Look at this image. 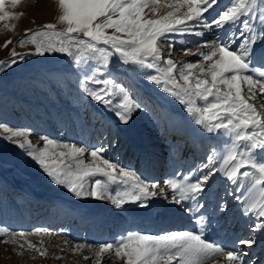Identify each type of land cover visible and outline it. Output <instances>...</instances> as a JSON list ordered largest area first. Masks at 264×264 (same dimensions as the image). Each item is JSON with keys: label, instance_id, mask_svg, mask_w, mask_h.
Instances as JSON below:
<instances>
[{"label": "snow or ice", "instance_id": "snow-or-ice-1", "mask_svg": "<svg viewBox=\"0 0 264 264\" xmlns=\"http://www.w3.org/2000/svg\"><path fill=\"white\" fill-rule=\"evenodd\" d=\"M9 3L11 8H15L21 0H0V21L18 19L22 15L9 11ZM218 3L219 0H168L166 4L163 0H57L60 11L57 23L27 30L28 42L36 45L38 55L49 52L73 55V49H76L77 64L90 55L97 56L105 70L114 55L124 64L155 69L156 74L149 75L147 79L185 105L187 112L196 117L197 124L207 132L224 129L234 136L236 142H246L243 151L239 150L237 143L233 144L223 158V170L233 183L241 176L251 178V190L257 195L250 210L264 218V111L253 102L258 93L264 94V0H229V5L215 17L205 16ZM162 6L170 10L159 15ZM182 9L186 11L181 13ZM257 20L258 24L255 23ZM189 22L202 25L204 31L195 32L197 36H203L205 31L213 28L223 30L226 25L229 29L224 40L218 44H206L207 52L198 50L195 53L203 62H186L178 66L170 54L164 57L158 42L167 40L170 33L189 31ZM58 24L65 27L58 29ZM236 24L240 27L232 32L231 26ZM5 27L14 29L15 25ZM25 42L24 39L19 41L21 45ZM17 56L13 49L11 60L0 61V72L15 64ZM103 76L101 68L86 75L82 81L83 91L109 107L113 104V97H119L115 114L121 122L127 123L140 104L128 90L116 87L113 79L101 78ZM89 82L100 87L91 90ZM0 128L10 133L9 140L25 137L23 142L16 141L19 147L28 149L26 154L55 184L65 185L76 196L110 199L120 207L129 201L140 202L157 195L153 190L157 184L146 183L134 172L106 158L103 147L92 149V159L86 162L83 157L88 150L75 144L44 138L42 147L34 146L25 131H13L4 124H0ZM50 147L60 150L51 151ZM256 150L260 152L259 159L255 158ZM207 160V164L197 169L199 176L192 173L182 180L166 181L173 190L174 203L195 202L201 196L218 171L212 167L214 157L209 155ZM204 168L209 170L203 172ZM241 169L251 171L241 172ZM91 177L97 178L88 184ZM115 182L129 187L112 196L109 186ZM257 227L264 228V223ZM0 234L9 235L12 243H16L19 237L24 240L21 248L27 246L40 255H46V249L42 250L28 239L30 234L9 233L4 227H0ZM44 234L43 229L31 233L37 236ZM241 243L250 245L253 241ZM84 247L83 244L77 245L76 250ZM112 252L125 264H207L217 256L224 258L223 264H243L241 254L209 242L203 231H170L163 235L133 231L116 243L100 245L96 256Z\"/></svg>", "mask_w": 264, "mask_h": 264}, {"label": "rangeland", "instance_id": "rangeland-1", "mask_svg": "<svg viewBox=\"0 0 264 264\" xmlns=\"http://www.w3.org/2000/svg\"><path fill=\"white\" fill-rule=\"evenodd\" d=\"M163 2L166 4L168 0ZM228 5L229 0H219L214 10H210L205 16L211 19ZM7 7L9 11L14 13L19 11L23 15L12 24L15 25L14 29L5 27L11 19L0 21V61L11 60L13 49L18 54L17 62L0 72V124L6 125L13 131H25L27 138L34 146L42 147L44 138L58 143L75 144L88 150L83 157L86 162L92 159L90 156L92 149L103 147L106 150L104 154L106 158L132 171L136 158L128 164L123 163L122 160L130 148L129 134L133 133L137 137L149 136V141L162 143V140L166 138L172 143L177 141L179 147L183 145L185 148L179 155V150L177 148L174 150L179 160L181 159L178 163L180 166L185 163L183 157H189L192 149L190 146L186 149L188 138L167 133L168 128L173 127L175 121L179 124L180 122L182 124L186 122V125L191 124L192 131L205 137L209 141L208 146L204 148L208 150V154L216 152L220 144H224L227 152L234 143L239 145V150H244L246 142H236L234 136L224 129L207 132L202 125L195 122L196 117L187 112L185 105L170 93L165 92L160 85L148 80L149 75L156 74L155 69L124 64L117 55L111 58L106 70L102 68V62L97 56L90 55L77 64L76 49H73V55L59 52L36 54V45L28 42L30 37L27 36V30L40 29L47 23H57L60 14L57 0H21L17 7L11 8L10 3ZM29 9L32 12L25 14V11ZM169 10L166 6H162L159 15H164ZM183 11L186 9H182L181 13ZM255 23L258 24L259 21ZM57 27L63 29L65 25L58 24ZM188 27L189 31L170 33L167 40L158 42L164 57L167 58L170 54L178 66L186 62H203L201 56L195 53L198 50L207 52L205 45L218 44L226 38L229 29L226 25L225 31L213 28L205 31L203 36H197L195 32L204 31L202 25L199 22H189ZM239 27V24L231 26V31L235 32ZM108 31L113 30L108 29ZM218 36L222 37L218 38ZM22 39L26 41L23 45L19 43ZM8 41L11 42L5 46ZM96 68H101L104 72L101 78L113 79L116 87L128 90L133 95V99L140 104L127 123L121 122L115 114L119 97H113V104L109 107L93 100L83 91L82 81ZM133 68L136 70L133 71ZM88 87L96 90L100 86L89 82ZM253 102L258 109L264 111L262 101L256 98ZM9 135V132L0 128V227L7 228L9 233L30 234L28 239L42 250L46 249V255H40L34 248L27 246L21 248L24 240L19 237L16 243H12L9 235L0 234V264H125L123 259L115 257L114 252L97 257L96 253L100 245L116 243L122 236L129 233L127 232L129 229H133L138 224L141 228L137 232L142 234L163 235L170 231H188L184 227L175 230L163 227L159 232L153 229L148 230V221L140 218L143 213L151 219L159 218L151 211L152 205L157 204L163 212L170 213L171 216L186 217L191 213L188 209H193L197 201L172 203L160 198L156 203L154 199L160 197L158 187L153 189L157 193L156 196L140 202L129 201L120 207H117L110 199L76 196L65 185L55 184L26 154L28 149L19 147L16 141L23 142L25 137H13L9 140L7 138ZM142 136L141 139H145ZM163 149L167 151L166 148ZM50 150L59 151L60 149L50 147ZM259 157L260 152L256 150L255 158L259 159ZM166 158L164 156V160ZM193 159L198 163L203 162L199 157ZM245 170L251 171V169H241V172ZM136 172L134 173L139 176ZM96 178H89L88 184L93 183ZM176 178L184 179L185 177ZM240 178L244 177L241 176L238 179ZM141 179L145 180L142 176ZM145 182L152 184L147 180ZM162 184L161 182L160 185ZM128 187L121 182L110 183L109 192L115 196L117 193L126 191ZM213 194L216 195V190H213ZM41 200L42 206L46 208L57 204L60 209H63L61 214L64 212L68 214V220L50 228L47 222L37 225V228L35 224L29 226L28 222L32 221L31 217L34 216L32 213L34 208L30 205ZM92 212L95 214L102 212L108 223L116 220L124 225V229H127L124 231L126 233H120L117 237L116 234L108 231L111 227L106 225L104 229L107 241L105 240L104 243L98 241L87 232L88 217ZM200 216L196 219L198 227L206 226L205 217L201 223L202 216ZM213 228V224L209 223L208 230ZM37 229H46V234L31 235ZM81 244L85 247L82 250H76L77 245ZM255 256L252 254L249 262ZM218 257L207 261V264H223ZM262 262L264 264V258Z\"/></svg>", "mask_w": 264, "mask_h": 264}, {"label": "bare ground", "instance_id": "bare-ground-1", "mask_svg": "<svg viewBox=\"0 0 264 264\" xmlns=\"http://www.w3.org/2000/svg\"><path fill=\"white\" fill-rule=\"evenodd\" d=\"M30 12H32L31 9L26 10L25 14ZM16 13L21 12L16 11ZM16 20L17 19H11L10 23L7 25L14 24ZM222 31L225 30L223 29ZM220 37L222 36H218V38ZM257 96V99L264 104V94L258 93ZM184 123L185 124H182L180 122L179 124L174 121L173 127L167 130L168 134H173L174 136L183 135L188 138V146L186 149L190 146L192 152L189 157H183L185 161V163H183L184 165H178L181 159L179 160L174 150L177 148L179 150V155L181 150L183 151L185 147L183 145L179 147L177 141L172 143L169 139L165 138L162 140V143H159L149 141V136L144 137L141 135L145 138L141 139V136L137 137L133 133L129 134L128 139H130V148L125 154L122 162L128 164L136 158L132 171H137L139 176L141 175L145 178V180L143 179L144 181L147 180L152 184L155 183L158 185L157 190H159L160 197L154 199L156 203L159 202L160 198L167 199L173 203L172 198L174 193L173 190L166 185V181L175 179V177H186L192 173H195V176H199L200 172L197 171V169L200 165L208 163L207 157L209 155L214 157L212 167L218 169V171L214 178L209 181V185L205 186L204 192L197 198L193 210L190 211L191 213L186 217L184 215V217L181 215L174 216L173 214V216H171L169 215L170 213L163 212L157 204L155 206L152 205L151 211L156 213L159 218L151 219L143 213L140 219L148 221V230L153 229L157 232L163 227H165V229L173 228L174 230L184 227L188 231H203L204 237H206L209 242L223 247L226 251H234L241 254L243 264H263L264 228H259L257 225L264 223V218L259 217L256 212L250 210V205L257 195L256 192L251 190V178L248 180L240 178L236 183L230 181L223 170V158L227 155L224 144L218 145L219 148L216 152L208 154V150L204 148L208 146L209 141L200 133L192 131L190 129L191 124L186 125V122ZM191 128L193 129L192 125ZM163 148H166L167 151ZM164 156L167 157L165 160ZM194 157L201 158L203 162H196V160L193 159ZM208 170V168H204L203 172H207ZM195 176L193 178H195ZM161 182L163 183L162 185H160ZM213 190H216V195H214L215 193L213 194ZM42 204L43 201L41 200L30 205L34 208V211H32L34 216L31 217L32 221L28 222L29 226H34L33 224H35L36 227L42 222H47L50 228L56 224L65 223V221L68 220V214L65 212L61 214L63 209H60L57 204L49 208L42 206ZM145 211L147 213V210ZM154 213H151V215H154ZM199 215L205 217L206 226L198 227L196 219ZM88 221L89 228L87 232L102 243H104L105 240L107 241L105 238L106 230L104 229L106 225L109 228L111 227L108 231H110L111 234H116L117 237L120 233H126L124 231L127 230L124 229V225L119 224L116 220L109 221L108 223V220L103 217L102 212L96 214L93 212L90 213ZM209 223L213 224L214 228L212 230H208ZM140 228L141 225L138 224L127 232L138 231ZM239 239L240 242L237 243ZM244 240H252L253 243L250 245L241 243V241ZM252 254L256 256L249 262V258ZM218 258L222 263L224 262L223 257L219 256Z\"/></svg>", "mask_w": 264, "mask_h": 264}]
</instances>
